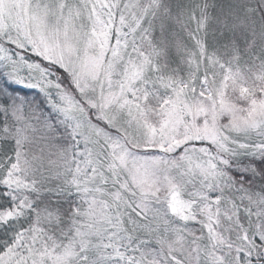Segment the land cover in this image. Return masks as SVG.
Listing matches in <instances>:
<instances>
[{
  "label": "snow or ice",
  "instance_id": "1",
  "mask_svg": "<svg viewBox=\"0 0 264 264\" xmlns=\"http://www.w3.org/2000/svg\"><path fill=\"white\" fill-rule=\"evenodd\" d=\"M0 264H264V0H0Z\"/></svg>",
  "mask_w": 264,
  "mask_h": 264
}]
</instances>
